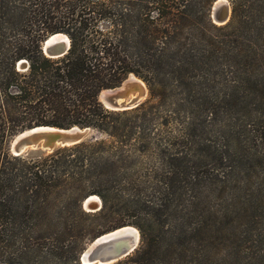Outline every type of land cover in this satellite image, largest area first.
Here are the masks:
<instances>
[{
  "label": "trees",
  "instance_id": "obj_1",
  "mask_svg": "<svg viewBox=\"0 0 264 264\" xmlns=\"http://www.w3.org/2000/svg\"><path fill=\"white\" fill-rule=\"evenodd\" d=\"M214 1L0 0V264H78L84 240L125 224L139 245L119 264H215L219 253L220 264H264V0H227L220 26ZM52 33L68 40L55 58L40 49ZM129 74L148 98L104 109L99 92ZM172 120L180 140H159L154 126ZM36 126L89 128L110 145L10 155V138ZM150 148L161 175L145 195L138 171L152 168L138 157ZM90 195L101 208L88 215ZM102 217L100 229L79 225Z\"/></svg>",
  "mask_w": 264,
  "mask_h": 264
},
{
  "label": "water",
  "instance_id": "obj_2",
  "mask_svg": "<svg viewBox=\"0 0 264 264\" xmlns=\"http://www.w3.org/2000/svg\"><path fill=\"white\" fill-rule=\"evenodd\" d=\"M229 5L226 0H215L210 8V18L213 24L222 25L227 22ZM68 48L67 38L60 33H52L41 44L42 53L51 58L59 57ZM23 62L16 64L17 69H23ZM146 87L142 81L129 74L117 86L99 92L98 101L106 110L121 112L131 110L141 104L146 96ZM90 137L89 128L71 126L56 128L36 126L15 134L8 143V152L12 156H40L57 148L73 146ZM95 197L96 199L92 198ZM101 203L96 196H87L81 203L85 212H95ZM129 226H121L103 233L92 239L79 254L80 264H111L128 256L136 249L139 233L136 237L129 233Z\"/></svg>",
  "mask_w": 264,
  "mask_h": 264
},
{
  "label": "rangeland",
  "instance_id": "obj_3",
  "mask_svg": "<svg viewBox=\"0 0 264 264\" xmlns=\"http://www.w3.org/2000/svg\"><path fill=\"white\" fill-rule=\"evenodd\" d=\"M99 1H101V0H99ZM114 1V0H113ZM227 1V0H226ZM227 3H228V5H229V2L227 1ZM213 4V3H212ZM60 12H65V10L64 9H61L60 10ZM229 16H230V5H229ZM229 16H228V20H229ZM209 18H210V12H209ZM227 20V21H228ZM210 21H211V18H210ZM211 23H212V21H211ZM213 24V23H212ZM225 24V23H224ZM214 25H216V26H220V25H217V24H214ZM223 25V24H222ZM210 31V30H209ZM61 34V33H60ZM63 35V34H62ZM43 42H41L40 43V47H41V44H42ZM17 70H23V69H17ZM132 75V74H131ZM127 77V76H126ZM135 77V76H134ZM136 79H138L137 77H135ZM140 80V79H139ZM140 81H142V80H140ZM143 82V81H142ZM145 85V84H144ZM146 87V86H145ZM146 90H147V88H146ZM148 98V90H147V92H146V96L143 98V100L141 101V103L142 102H144L146 99ZM140 105V104H139ZM109 111V110H108ZM161 116H163V114H161ZM182 120L183 121H186V119H185V117H184V115L182 114ZM155 127V130L157 131V132H155V134H158V137L157 138H160L159 140H162L161 138H163L164 136H170V134L171 135H173V137H174V140L173 141H176V140H180V138H179V135H180V133L178 134V131H179V123H175L173 120L171 121V123L168 125V127H162V126H158V125H155L154 126ZM17 134V133H16ZM14 136V135H13ZM12 136V137H13ZM209 136H210V141H213V140H215L214 138H212V136H213V134H209ZM11 137V138H12ZM203 137H204V135L201 137L202 139H203ZM10 138V139H11ZM200 137H199V139H201ZM93 139H101V140H104L105 141V143H106V146H109L110 145V139H107L106 137H104V136H99V134L97 133V132H95V131H93V130H91L90 129V137L88 138V139H86V140H84V141H82V142H85V141H88V140H93ZM10 141V140H9ZM81 142V143H82ZM160 142H162V141H160ZM9 143V142H8ZM77 145V144H76ZM188 146H189V144L188 145H186L182 150H179V151H181V152H183V151H186L187 150V148H188ZM217 146H220V143H218V142H212V146L209 148V151H210V153H216L215 152V150H216V148H218ZM219 149V148H218ZM188 151V150H187ZM145 152H146V149H145ZM144 152V153H145ZM143 153V154H144ZM148 156H150V158L146 161V159H143V157L141 158V157H138L139 159H138V163L139 164H141L142 165V168H146L147 167V164L146 163H149L150 164V167L152 168V170H151V168H150V172H148V171H146V170H144V169H142V170H140V172L138 171V176L140 177V179H139V181L140 182H143V185H141V188H143V193L145 194V195H147L148 193H150V192H153L156 188H155V177H157V176H160L161 175V171H160V168H161V166H160V159H157L156 157H155V154H154V156H153V153H154V149L153 148H150L149 150H148ZM48 154V153H47ZM43 155H46V154H43ZM43 155H40V156H43ZM144 155H146L147 156V153H145ZM20 157H33V156H20ZM143 164H145V165H143ZM202 165H205V166H207L208 165V167H209V169H216L217 171H219V166L215 163V162H213V160L211 159V157H206V158H203L202 159ZM222 170L224 171V169L222 168L221 169V172H222ZM216 176H217V180H220V178H221V174H215ZM226 179V177L224 178V180ZM228 187H226L224 190H222L221 191V193H218L216 196H215V198H214V200H213V203L214 204H217L218 205V207L221 209V210H223V206L225 205V203L226 202H228V198H229V196H230V194L232 193L230 190H231V187H230V185L227 183L226 184ZM92 196H95V195H92ZM97 197V196H96ZM98 198V197H97ZM99 199V198H98ZM100 200V199H99ZM83 201V200H82ZM82 203V202H81ZM100 203H101V201H100ZM80 206H81V204H80ZM100 208H101V206H100ZM81 210H82V208H81ZM100 210V209H99ZM98 210V211H99ZM83 211V210H82ZM98 211H95V212H85V211H83L84 213H86V214H94V213H96V212H98ZM223 212V211H222ZM109 215V214H108ZM109 217V216H108ZM115 218H116V216H114ZM123 217H124V220H127L128 222L129 221H132V217H129L128 215H123ZM82 221H81V223H79V225L81 226V228H82V230L84 229V231L85 230H90V228L91 227H95V228H99L100 229V227H101V225H102V223H104V220H105V218H103L102 217V219L101 220H99V219H94V220H86V219H81ZM125 226H130V227H133L134 229H136L137 230V228L133 225V224H125ZM138 231V230H137ZM109 232V231H108ZM84 234H86V232L84 233ZM94 239V238H93ZM92 240V239H91ZM91 240H84L83 242V245H82V249H81V251L77 254V262H78V264H80L79 263V261H78V257H79V254L83 251V249L85 248V246L91 241ZM138 245H139V241H138V243H137V246H136V248L138 247ZM218 256L219 257H214V258H212L213 259V262L215 263V264H220V263H218L217 261H219L220 259H222V257H220L221 256V253H219L218 254ZM125 259V257H123V258H121L120 260H118V261H116V262H114V263H111V264H119V262H121V261H123ZM69 264H74L73 262L72 263H69Z\"/></svg>",
  "mask_w": 264,
  "mask_h": 264
},
{
  "label": "bare ground",
  "instance_id": "obj_4",
  "mask_svg": "<svg viewBox=\"0 0 264 264\" xmlns=\"http://www.w3.org/2000/svg\"><path fill=\"white\" fill-rule=\"evenodd\" d=\"M218 1L221 2V1H224V0H218ZM92 198L96 199L95 197H92ZM129 233H131L134 237H136V231H135V229L133 227L129 228Z\"/></svg>",
  "mask_w": 264,
  "mask_h": 264
}]
</instances>
